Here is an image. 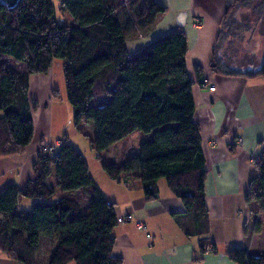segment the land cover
I'll return each instance as SVG.
<instances>
[{
  "label": "trees",
  "instance_id": "16d2710c",
  "mask_svg": "<svg viewBox=\"0 0 264 264\" xmlns=\"http://www.w3.org/2000/svg\"><path fill=\"white\" fill-rule=\"evenodd\" d=\"M245 0L227 6L222 31L232 27ZM254 10L264 17V0ZM72 19L59 23L53 0H19L13 7L0 2V158L22 154L33 136L29 77L46 74L54 60L65 62L66 98L73 110L74 128L88 139L96 154L130 134H152L134 158L122 164L103 165L109 179L121 181L137 172L147 201L158 199L157 181L181 200L189 219L187 236H207L208 215L204 203V155L200 129L193 122V82L185 65L187 41L182 31L156 42L148 55L130 60L125 40L136 25L147 33L165 9L154 0H57ZM221 35L211 51V70L225 76L264 80V58L256 70L228 72L219 58ZM8 58L24 65V71L8 67ZM56 92H54V95ZM99 98L106 101L93 102ZM94 104V105H93ZM84 121L94 134L82 130ZM257 176L249 183L247 205L256 203L264 213V151L254 162ZM54 170L63 192L81 190L90 199L88 212L70 200L36 205L14 213L19 198L46 200L55 193L47 184ZM34 179L19 190L7 186L0 193V251L19 264H37L41 238H57L58 245L46 264H122L112 256L113 230L118 225L114 205L94 185L82 154L64 139L57 150L38 153ZM183 227V226H182ZM214 247L208 238L199 248ZM235 264H264V257L240 248L227 252Z\"/></svg>",
  "mask_w": 264,
  "mask_h": 264
},
{
  "label": "crops",
  "instance_id": "0c3cea01",
  "mask_svg": "<svg viewBox=\"0 0 264 264\" xmlns=\"http://www.w3.org/2000/svg\"><path fill=\"white\" fill-rule=\"evenodd\" d=\"M154 1L165 12L156 17L154 26L147 33L132 25L125 46L130 60H134L148 55L156 42L172 33L182 31L185 34V65L193 82V122L200 129L205 161L204 203L209 233L207 236L185 234L184 228L188 227L189 219L181 200L169 191L164 179L156 183L158 199L147 201L137 172L123 176L119 182L112 181L104 172L103 165H119L137 156L141 145L152 140V134L134 132L121 140L124 146L118 149V162L105 163L96 169L101 189L95 183L89 161L99 160L104 154L107 156L113 146L98 155L90 145L94 152L92 155L73 145L82 154L100 194L114 205L116 216L130 215L133 218L131 222L114 228L112 256L121 259L122 264H235L228 259L227 252L240 248L248 255L264 257V213L256 203L247 205L244 199L250 181L257 176L254 162L264 151V80L259 77L225 76L211 70V51L220 33L223 37L219 58L226 73L259 68L264 58V17L238 18L239 14H236L231 29L222 31L227 6L233 0ZM64 18L66 21H57L72 25L69 15ZM257 45L263 49H257ZM2 61L10 68L24 71V65L5 58ZM64 67V61L59 63L54 60L46 74L29 77L27 96L32 107V140L22 154L0 158V193L7 186L22 190L28 181L34 179L33 164L40 146L48 145L53 150L63 143L64 139H59L58 135L68 121L62 125L60 116L63 112L67 115L69 109L63 97L59 100L58 94L63 92V87L58 80L55 83V75H61L63 80ZM203 80L209 81L215 90L200 88ZM104 101L106 99L102 98L98 104ZM83 123L87 124L82 121L80 126ZM52 187L55 188L54 194L61 190L57 182ZM60 199L77 203L83 213L88 212L90 207L89 197L77 190L60 193L57 199L19 198L14 213L30 210L36 205H52ZM135 222L141 223L144 228H137ZM204 238H208L214 247H207L205 252H201L199 245ZM57 245L55 237L41 238L36 254L37 264H46ZM0 264L19 263L0 251Z\"/></svg>",
  "mask_w": 264,
  "mask_h": 264
},
{
  "label": "rangeland",
  "instance_id": "374dc122",
  "mask_svg": "<svg viewBox=\"0 0 264 264\" xmlns=\"http://www.w3.org/2000/svg\"><path fill=\"white\" fill-rule=\"evenodd\" d=\"M141 2H142V0H135V2L133 4L128 3V6L133 5V7L134 6L137 7ZM261 2H262L261 0H245L237 12V14H239L238 18H246L247 17L249 19H253L254 16H255V18H258L256 16V14L254 13V10L257 8V6H259L261 4ZM53 3L55 5L56 20H58L59 22H63L64 20L66 21V18H64V17H67L68 14L60 8L57 0H53ZM257 46H258L257 49L258 48L263 49V47H261V45L260 46L257 45ZM5 59H8V58H5ZM8 60H10L9 62H13V60H11V59H8ZM56 61H58L59 63L63 62L61 60H56ZM254 63H255V61H254ZM16 68L20 69V70L22 69L21 66H16ZM252 70H255V69H252ZM56 80H58L59 83H61V86L63 87V92L58 94L59 100L63 97V101L69 109L67 111V115H65V113L63 112V114L60 116V118H61L60 122H62V125H66V122L67 121L68 122H67V126L64 127L65 129H63L62 131L59 132L58 138L61 140L65 139L68 144H71L72 146L73 145L76 146L77 148H79V150L91 152L92 155H94V152L90 148V143H89L88 139L83 137L82 135H80V133L77 130L76 131L74 130L73 112H72L71 106L68 103L67 98H66L65 86L63 84V80H61V75H59L58 77H57V75H55V83H56ZM101 100H102V98H99L98 100H95L93 103L96 104V101H101ZM65 112H66V110H65ZM81 128L83 131L88 132L89 135H92L93 131L95 130L94 125L91 123H87V124L83 123ZM55 134H56V131H55ZM132 142H135V141H132ZM43 146H48V145H43ZM112 146L113 147L110 148L107 156L104 154V155H102V158H100L99 160H94L93 162L89 161L90 169L92 170V172H94L93 175L95 176L94 177V179L96 180L95 183L97 182L99 184L100 189L102 188L101 187L102 185H101V182L97 179L98 178L97 175H95V172H97L96 169H98V167H100L102 164H105V163H112L113 161L118 162V160L120 159V156L118 154V149H120L122 146H124V142L120 141V142H118ZM40 147H39V149H40ZM57 148L58 147H55L53 150H57ZM51 150H52V148H51ZM47 183L52 185V186L56 185L54 170L52 171V175L48 179ZM102 192H103V190H102ZM60 193H63V191L62 190L57 191L56 194H54L49 199H57L59 197Z\"/></svg>",
  "mask_w": 264,
  "mask_h": 264
},
{
  "label": "built area",
  "instance_id": "2783aa9c",
  "mask_svg": "<svg viewBox=\"0 0 264 264\" xmlns=\"http://www.w3.org/2000/svg\"><path fill=\"white\" fill-rule=\"evenodd\" d=\"M200 88L202 89H207L208 91H214L215 88L214 86H212L209 81L207 80H203L200 85H199ZM51 151V147L50 146H41L38 153L41 154L42 156H45L47 155L49 152ZM133 220L132 216L130 215H127L125 217H117V223L118 224H121V223H124V222H131ZM137 228H140V229H143V225L139 222H135Z\"/></svg>",
  "mask_w": 264,
  "mask_h": 264
},
{
  "label": "water",
  "instance_id": "95a60500",
  "mask_svg": "<svg viewBox=\"0 0 264 264\" xmlns=\"http://www.w3.org/2000/svg\"><path fill=\"white\" fill-rule=\"evenodd\" d=\"M19 0H0V2L7 6V7H13Z\"/></svg>",
  "mask_w": 264,
  "mask_h": 264
}]
</instances>
